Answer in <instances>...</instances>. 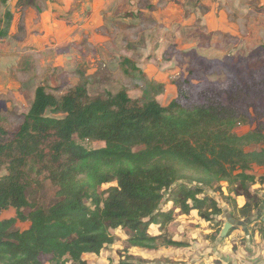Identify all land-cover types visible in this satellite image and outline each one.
<instances>
[{"label":"trees","instance_id":"trees-1","mask_svg":"<svg viewBox=\"0 0 264 264\" xmlns=\"http://www.w3.org/2000/svg\"><path fill=\"white\" fill-rule=\"evenodd\" d=\"M6 16L0 38L11 22ZM181 83L167 106L132 99L124 90L91 98L74 89L56 98L38 86L16 130L0 121V169L7 172L0 178V215L15 213L0 220V264H89L83 256L101 255L117 229L127 231L132 248L155 250L159 241L184 247L149 234L150 226L163 230L176 212L213 222L225 211L221 202L246 220L264 210V200L251 191L264 185V173L251 172L264 169V120L238 135L246 118L239 94L206 90L193 98ZM75 138L104 147L88 150ZM40 177L56 188L48 207L27 198ZM221 183L227 184L226 197ZM235 197L245 199L241 208ZM18 222L28 228L16 229ZM117 264L150 263L126 255Z\"/></svg>","mask_w":264,"mask_h":264},{"label":"rangeland","instance_id":"rangeland-1","mask_svg":"<svg viewBox=\"0 0 264 264\" xmlns=\"http://www.w3.org/2000/svg\"><path fill=\"white\" fill-rule=\"evenodd\" d=\"M32 1L37 6L39 0H20L19 4L26 6ZM8 2L0 0L1 27L5 18L8 20L6 14L10 20L13 18L6 9ZM53 2L55 0H51ZM81 3L88 4L89 13L85 12L82 19L86 27L78 44L79 56L74 59L75 70L67 73L60 69L62 73L52 65L37 69L36 76L48 93L61 98L79 89L87 91L91 98H107L108 94L124 90L129 97L135 96L142 102L156 101L167 106L177 98L175 83L184 81L182 91L188 97L196 98L199 92L206 90L239 94L246 118L235 129L238 135L251 131L258 121L264 120V0H67L63 2L67 9L63 12L66 25L75 28L76 19L69 13L75 10L79 13ZM49 54L46 51V57ZM37 84L39 81L34 80L31 85L25 84L28 89L18 95L0 96L5 102V107L0 105V121L6 128L16 130L22 123ZM75 140L88 150L104 147V143L98 141ZM251 172L261 175L264 169L254 166ZM6 174L1 168L0 178ZM113 185H103L99 192ZM226 186V183L220 184L224 197L228 196ZM261 190H264L262 185L251 186L252 192L260 194ZM55 192L56 188L40 177L28 189L27 198L33 206L48 207L56 200ZM214 197L223 200L216 194ZM219 205L225 211L228 209V214L217 220V224L216 219L212 222L214 228L219 224L216 233L221 231L228 216L236 221L233 230L241 226L238 221L241 216L230 204L227 209L224 202ZM29 211L25 209L23 213L27 215ZM175 215L171 225L167 224L160 231L161 235L168 240L181 237L182 241H187V233L181 228L185 226L184 220L187 219L185 223L191 228L198 227L199 221L195 216ZM14 216V210L8 209L1 213L0 220ZM26 228L28 223L16 224L18 230ZM156 230V225H152L148 232ZM111 233L115 239L112 245L99 256L84 255L83 260L89 264H117L126 255H132L150 264H172L186 258L187 252L178 257L180 250L172 252L170 247L161 245V241L155 250L132 248L127 245V231L117 229Z\"/></svg>","mask_w":264,"mask_h":264},{"label":"crops","instance_id":"crops-1","mask_svg":"<svg viewBox=\"0 0 264 264\" xmlns=\"http://www.w3.org/2000/svg\"><path fill=\"white\" fill-rule=\"evenodd\" d=\"M66 1L55 0L51 3V0H39L37 6L35 1L27 2L29 4L25 6L19 4L20 0H9L6 9L13 18L7 28V35L0 38V96L10 93L18 95L23 89H28L25 84L31 85L34 80L40 83L34 85V90L41 86L42 81L36 76L39 66L43 68L52 65L57 67L56 71L59 69L67 73L75 70L74 59L79 56L78 44H81L80 37L85 34L86 27L82 19L89 10L88 4L81 3L79 13H76L77 10L69 13L71 18L76 19L73 28L63 21V12L67 11L63 2ZM46 51H49V57H46ZM134 91L138 93L137 90ZM130 97L138 99L135 96ZM258 196L264 198V190H261ZM233 200L237 208L245 204L243 197H235ZM224 206L228 208L227 205ZM170 207L171 204H168L167 208ZM227 210L215 221L222 220L221 217L228 214ZM258 210L252 212L251 220L239 218L238 221L243 225L240 224L241 226L236 227L223 239L219 236L220 231L216 234L219 227L214 228L212 222H204L196 212H191L189 215L176 212L175 214L182 215L183 218L195 216L199 222H197L198 227L195 225L191 228L185 223L187 219L184 220L185 226L181 228L183 233H187V241H182L181 237L171 239L185 244L181 248L170 247L172 252L180 250L176 255L187 252L185 259L181 261L175 259L172 264H264V210L262 212ZM223 225L224 223L221 227ZM156 228L157 230L150 233L151 235H161L159 228L157 226ZM179 255L178 257H181Z\"/></svg>","mask_w":264,"mask_h":264},{"label":"water","instance_id":"water-1","mask_svg":"<svg viewBox=\"0 0 264 264\" xmlns=\"http://www.w3.org/2000/svg\"><path fill=\"white\" fill-rule=\"evenodd\" d=\"M0 105L5 107V102L0 100ZM259 211H263L262 208H259ZM264 220V219H263ZM235 219H233L232 217L227 218V222L224 223L221 231H220V238H225L227 236V234L230 232V230L233 228V226L235 225ZM239 224H243V223H239Z\"/></svg>","mask_w":264,"mask_h":264}]
</instances>
